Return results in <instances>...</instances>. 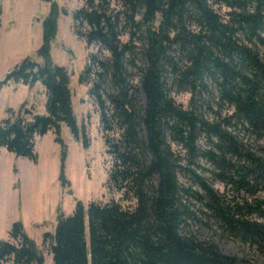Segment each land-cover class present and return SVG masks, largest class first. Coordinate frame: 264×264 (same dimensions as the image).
<instances>
[{"label":"trees","instance_id":"1","mask_svg":"<svg viewBox=\"0 0 264 264\" xmlns=\"http://www.w3.org/2000/svg\"><path fill=\"white\" fill-rule=\"evenodd\" d=\"M38 55L0 81L40 83L46 113L8 109L0 151L37 162L36 139L50 131L61 148L66 125L89 147L73 106L71 72L52 43L65 8L51 0ZM74 30L96 46L80 75L90 86L111 157L107 185L122 201H77L44 234L53 264H256L223 253L192 232L207 225L264 257V0H83ZM189 93L187 106L177 96ZM228 111L224 113V110ZM215 183L223 187H217ZM0 241V264H45L23 230Z\"/></svg>","mask_w":264,"mask_h":264},{"label":"rangeland","instance_id":"2","mask_svg":"<svg viewBox=\"0 0 264 264\" xmlns=\"http://www.w3.org/2000/svg\"><path fill=\"white\" fill-rule=\"evenodd\" d=\"M51 1L67 10L58 20L52 58L71 72L74 111L78 123L86 127L90 145L85 148L83 142L75 140L69 128L63 125L62 136L67 146L64 163L66 185L61 180V148L53 131L37 137V162L17 157L6 149L0 151V241L17 243L11 237V230L15 222H21L35 248L44 255L46 264L53 263L50 242L44 241V234L55 230L60 213L72 214L79 200L85 205L91 201H122V194L107 185L112 160L107 154L98 107L89 94L90 86L81 84L79 80L89 54L97 50L96 46L88 47L74 30L73 13L83 0ZM50 8L51 2L44 0H0V81L26 57L42 62L37 52L42 44L43 21ZM189 98V93L177 96L178 102L184 106L188 105ZM23 103L27 104L26 108L45 114L44 87L41 84L28 87L13 82L4 86L0 90V120L9 115L8 109L17 111ZM227 111L225 109L224 113ZM246 139L257 153H263L264 139ZM214 185L223 189L217 183ZM191 230L199 240L213 242L225 254L249 257L256 264H264V257L249 245L221 236L214 228L195 225ZM4 264H13V261Z\"/></svg>","mask_w":264,"mask_h":264},{"label":"crops","instance_id":"3","mask_svg":"<svg viewBox=\"0 0 264 264\" xmlns=\"http://www.w3.org/2000/svg\"><path fill=\"white\" fill-rule=\"evenodd\" d=\"M10 84H11V83H10ZM10 84H9V85H10ZM14 84H17V83H14ZM20 84H21V83H19L18 85H20ZM37 84H40V83H37ZM23 85H24V84H23ZM28 87H29V86H28ZM45 264H46V263H45Z\"/></svg>","mask_w":264,"mask_h":264},{"label":"water","instance_id":"4","mask_svg":"<svg viewBox=\"0 0 264 264\" xmlns=\"http://www.w3.org/2000/svg\"><path fill=\"white\" fill-rule=\"evenodd\" d=\"M21 223V222H20ZM21 225L23 226V224L21 223Z\"/></svg>","mask_w":264,"mask_h":264}]
</instances>
